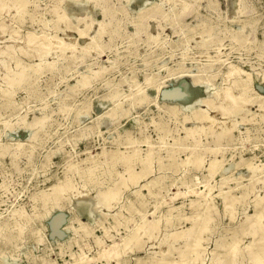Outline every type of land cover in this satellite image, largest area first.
<instances>
[{
  "label": "rangeland",
  "instance_id": "rangeland-1",
  "mask_svg": "<svg viewBox=\"0 0 264 264\" xmlns=\"http://www.w3.org/2000/svg\"><path fill=\"white\" fill-rule=\"evenodd\" d=\"M22 2L0 0V48L32 33L75 51L17 48L7 68L19 62L27 77L12 88L0 69V264H253L264 0ZM177 80L181 96L169 97ZM228 86L248 99L231 116L213 105Z\"/></svg>",
  "mask_w": 264,
  "mask_h": 264
},
{
  "label": "bare ground",
  "instance_id": "bare-ground-1",
  "mask_svg": "<svg viewBox=\"0 0 264 264\" xmlns=\"http://www.w3.org/2000/svg\"><path fill=\"white\" fill-rule=\"evenodd\" d=\"M92 4L96 5L100 0H89ZM22 2V0H21ZM23 4V2H22ZM68 19L67 15H63L61 21H66ZM84 33V31H82ZM20 49V51L26 55L32 56H40L41 58L50 52L53 49H56L60 52H64L69 50L71 52L75 51V46L73 43L63 42L59 36H49V35H36L29 33L27 34L20 42L15 44V42L11 44H6L0 48V69L3 71L4 78L7 80L8 88H12L14 85L18 84L19 82L23 81L27 77V69L21 63H17V67L15 69H8L7 62L8 59L13 55L16 49ZM88 82L87 77H83L82 83L85 84ZM179 80H177L175 84V88L169 92L167 95L172 98H180V93L178 91L179 87ZM248 99L243 95H237L233 92L232 86L226 87V89L219 95V98L216 102H213L214 107L221 111L225 116H231L232 113L236 111H240L243 107H245V103ZM44 121L42 120L39 125H41ZM34 134V131H32ZM130 176L132 178L136 177L134 172H131ZM70 188V184L68 182L63 184H56L53 187V192H42L41 198H48L49 195L59 197L61 196L64 190ZM116 196V191L104 193L101 192L100 194L96 195V201L100 199H111ZM91 202L88 200H84L79 205V212L85 215L86 217H91ZM227 210H229L232 217H234V211L232 210V205H227ZM213 212H210L205 219V225L203 227L202 233L207 229L210 220L213 218ZM264 216L263 213L259 214L255 222L251 223V232L256 233L257 226H261V219ZM63 217L60 214H57L54 217L53 227L52 230H56L60 222L62 221ZM191 227L186 229V232H190L193 229ZM201 233V234H202ZM199 235L197 238L196 245H200L203 236ZM118 254V250L115 251V255ZM249 254L252 257L253 264H264V249L260 251H249ZM239 256V251L237 248L234 249V257L233 260L237 259ZM3 264H10L9 261L6 259L4 260ZM184 264H193L189 262H185Z\"/></svg>",
  "mask_w": 264,
  "mask_h": 264
}]
</instances>
